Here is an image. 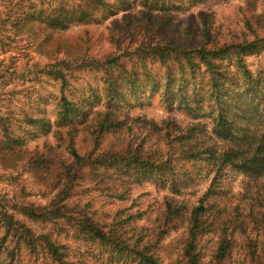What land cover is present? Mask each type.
Segmentation results:
<instances>
[{
    "label": "trees",
    "instance_id": "trees-1",
    "mask_svg": "<svg viewBox=\"0 0 264 264\" xmlns=\"http://www.w3.org/2000/svg\"><path fill=\"white\" fill-rule=\"evenodd\" d=\"M204 1L57 0L53 5L43 2L40 7H27L15 26L23 29L37 24L63 32L108 20L137 5L144 9L141 14L149 24L154 15L168 16L183 9L184 3L195 6ZM263 51L264 36L255 34L252 39L222 44L211 43L209 38L201 45L186 46L172 39L166 44L151 41L98 60H57L46 70L61 82L56 119L52 123L28 115L23 121L27 129L42 136L55 133L57 146L45 144L42 150H28L0 113V164L8 170L22 164L47 192H54L43 206L1 200L0 264H20L23 249L34 256L44 253L55 264H70L67 244L54 239L52 232L36 234L24 221L63 223L79 241L104 250L113 261L166 264L160 257L163 241L185 227L182 254L170 264H225L233 255L237 237L246 241V264H264V117L259 115L260 122L251 127L250 119L244 125L238 122L244 97L264 109V78H254L244 64L245 57ZM149 65L162 70L164 80L160 81ZM76 71L101 74L102 91L91 87L83 101L71 98L66 92ZM201 79L207 83V98L201 102L215 115L210 136L197 123L181 127L170 118L156 124L120 113L124 102L159 98L168 113L182 109L198 119L200 101L191 100L188 93L195 91ZM99 104L104 108L98 112L94 105ZM81 134L89 144L84 154L75 145ZM106 137L113 141L103 148ZM199 163L217 169L215 180L231 168L254 181L255 191L243 197L241 208L218 207L211 198L212 188L187 206L175 197L195 184L191 168ZM145 183L171 195L164 198L161 216L152 228L136 225L139 215L124 217L121 211L111 222L99 221L88 206L73 204L85 189L124 200L132 186ZM249 230L259 234L261 241L249 237ZM205 235L218 236L209 261L199 249Z\"/></svg>",
    "mask_w": 264,
    "mask_h": 264
},
{
    "label": "rangeland",
    "instance_id": "rangeland-1",
    "mask_svg": "<svg viewBox=\"0 0 264 264\" xmlns=\"http://www.w3.org/2000/svg\"><path fill=\"white\" fill-rule=\"evenodd\" d=\"M56 4L57 0H0V113L6 117L12 131L22 138L25 148L30 151L42 150L45 144L57 146L54 134L42 136L34 130L27 129L23 122L25 117L33 115L44 117L52 123L56 119L57 102L61 96V82L46 74V70L57 60L88 58L98 60L109 54H120L128 49H134L141 44L153 42L166 44L169 39L181 46L201 45L206 39L218 44L239 42L252 39L254 35L264 36V0H205L195 6L184 3L183 9L168 16H155L154 21L146 23L141 14L144 9L134 6L129 12L120 13L108 20L99 21L87 26H72L63 32H52L37 24L18 29L15 24L21 14L29 6L40 7L42 4ZM207 33V37L206 36ZM246 68L254 78H264V51L244 59ZM160 81L164 80L162 70L148 66ZM231 71L236 73V69ZM237 74V73H236ZM240 77V76H239ZM198 86L188 93L189 98L200 101L201 109L198 119L187 114L182 109L167 112L159 98L145 99L142 103L131 101L122 103L120 113L130 117H140L161 124L173 118L181 127L197 123L205 135L211 134L214 124V113L207 103L201 102L207 98L206 79L198 81ZM91 87L102 91L101 74L87 71H76L70 80L69 91L66 93L75 100L83 101L89 97ZM92 103V102H91ZM195 106V104H192ZM102 104L94 105L95 111L103 110ZM239 125H256L260 122L259 115L264 117L261 104L256 106L250 97H244L241 106ZM262 114V115H261ZM259 120V121H258ZM56 128L53 127V131ZM66 141V136L63 135ZM113 138L106 137L103 148L109 146ZM75 145L80 153L89 149L83 134L75 139ZM64 150V147H63ZM67 157V153H65ZM15 170H8L0 164V202L7 200L10 204L32 203L37 206L47 204L54 192H47L36 179L27 173L23 165L17 164ZM195 172V184L184 190L175 198L187 206L192 205L210 188L213 190L212 200L221 209L229 210L235 206L242 207L243 197H248L254 191L256 184L245 175L226 168L216 178V168L199 163L191 168ZM85 189L73 204L88 206L89 211L97 220L111 222L118 212L139 215L135 224L152 228L161 216L165 197H171L167 190L161 191L153 185L132 186L124 200L112 199L109 196ZM1 209V208H0ZM19 217V216H18ZM20 220H24L19 217ZM36 234L52 232L54 239L69 247L70 264H134L123 261H113L102 249L92 244L79 241L74 232L61 224H40L24 221ZM249 237L261 241V236L249 230ZM186 228L173 231L162 243L160 257L166 263L180 258ZM237 245L231 258L225 264H246L245 239L236 238ZM218 236L205 235L199 241V249L204 260L209 261L217 248ZM20 264H55L47 255L29 254L23 249Z\"/></svg>",
    "mask_w": 264,
    "mask_h": 264
}]
</instances>
